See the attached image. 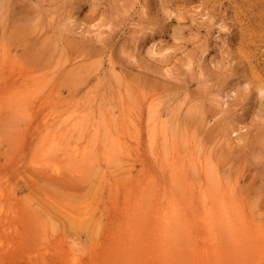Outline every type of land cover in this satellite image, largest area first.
I'll use <instances>...</instances> for the list:
<instances>
[{"label":"rangeland","instance_id":"1","mask_svg":"<svg viewBox=\"0 0 264 264\" xmlns=\"http://www.w3.org/2000/svg\"><path fill=\"white\" fill-rule=\"evenodd\" d=\"M0 264H264V0H0Z\"/></svg>","mask_w":264,"mask_h":264}]
</instances>
